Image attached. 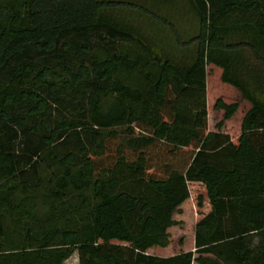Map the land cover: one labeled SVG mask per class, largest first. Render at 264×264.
<instances>
[{
	"label": "trees",
	"instance_id": "obj_1",
	"mask_svg": "<svg viewBox=\"0 0 264 264\" xmlns=\"http://www.w3.org/2000/svg\"><path fill=\"white\" fill-rule=\"evenodd\" d=\"M122 1L0 0V264H264V0Z\"/></svg>",
	"mask_w": 264,
	"mask_h": 264
},
{
	"label": "rangeland",
	"instance_id": "obj_2",
	"mask_svg": "<svg viewBox=\"0 0 264 264\" xmlns=\"http://www.w3.org/2000/svg\"><path fill=\"white\" fill-rule=\"evenodd\" d=\"M128 1L131 2L132 4H139L142 6H145V8H148V11L155 12L156 14L159 15H166L169 14V10L167 9V6L163 4L162 0H123L122 5H124V2ZM177 1L175 5H184V0H175ZM122 9L117 11L119 18L121 21L125 24V26H132L133 30L141 33L143 32V35L145 38H147V35L150 34V21L148 17L143 16L137 11H132L130 10L131 7L120 6ZM146 11V14L149 15ZM184 18H187V20H190V24H188L189 27H191L192 31L191 33L197 31V27H195V21L191 18L190 14H187ZM152 41L155 42L154 39H151ZM156 43V42H155ZM156 45H159V43H156ZM218 95L225 98L227 101H231L234 97L230 92H227L223 89L220 88L218 90ZM175 234H178L176 232ZM255 240V237L253 238ZM62 264H77V256L76 252L74 251L68 259H66Z\"/></svg>",
	"mask_w": 264,
	"mask_h": 264
}]
</instances>
